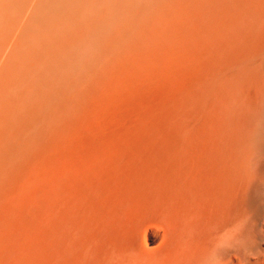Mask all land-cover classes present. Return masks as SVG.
<instances>
[{"label": "bare ground", "instance_id": "1", "mask_svg": "<svg viewBox=\"0 0 264 264\" xmlns=\"http://www.w3.org/2000/svg\"><path fill=\"white\" fill-rule=\"evenodd\" d=\"M0 264H264V0H0Z\"/></svg>", "mask_w": 264, "mask_h": 264}]
</instances>
